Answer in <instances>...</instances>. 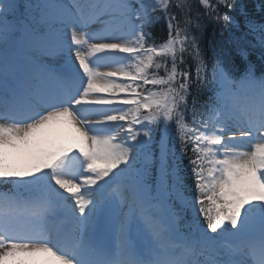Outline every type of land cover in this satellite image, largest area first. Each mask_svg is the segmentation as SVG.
<instances>
[{
  "label": "snow or ice",
  "instance_id": "snow-or-ice-1",
  "mask_svg": "<svg viewBox=\"0 0 264 264\" xmlns=\"http://www.w3.org/2000/svg\"><path fill=\"white\" fill-rule=\"evenodd\" d=\"M236 8L0 0V264H264V7Z\"/></svg>",
  "mask_w": 264,
  "mask_h": 264
},
{
  "label": "trees",
  "instance_id": "trees-1",
  "mask_svg": "<svg viewBox=\"0 0 264 264\" xmlns=\"http://www.w3.org/2000/svg\"><path fill=\"white\" fill-rule=\"evenodd\" d=\"M236 4H237V8L231 12H229V15H232V16H235L237 17V19L239 21H243L244 20V17L240 14V5H245L248 12L249 13H253V10L254 9H259L261 7H264V0H236ZM256 18L257 19H260V16L259 14H256ZM215 30V33L218 31V30H222L220 32L223 33V36L227 33V30L224 28V29H221L220 27H216L215 25L213 24H209L208 27H207V30H206V33H205V37L206 39L205 40H209L210 39V35L211 33H213V31ZM227 38V36H226ZM224 40L225 43H222V46H223V49L225 50V52L227 53H230L232 55L233 58H236L237 59V63H239V57L237 56L236 52H235V49H234V46L233 44H229L228 40ZM217 39H220V38H216ZM219 41V40H217ZM258 52V51H256ZM255 54V55H253ZM259 53H252L250 56H249V59L252 61V59L256 56H258Z\"/></svg>",
  "mask_w": 264,
  "mask_h": 264
}]
</instances>
